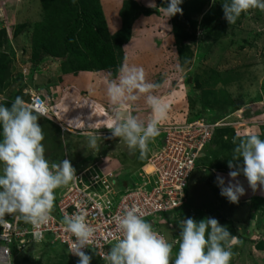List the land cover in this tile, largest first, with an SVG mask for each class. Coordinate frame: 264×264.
Returning a JSON list of instances; mask_svg holds the SVG:
<instances>
[{
    "label": "rangeland",
    "instance_id": "1",
    "mask_svg": "<svg viewBox=\"0 0 264 264\" xmlns=\"http://www.w3.org/2000/svg\"><path fill=\"white\" fill-rule=\"evenodd\" d=\"M124 1L76 0L73 4L71 0H0V96L6 98L9 107L16 96L26 104L37 94L49 100L54 119L40 117L38 121L49 164L66 158L75 172L89 175L102 167L117 173L118 179L135 173L132 178L143 184V168L162 134L150 140L141 155L139 150L129 149L123 139L111 136L110 115L114 110L123 115L131 113L146 123L151 109L143 97L115 109L106 95L109 74L95 69L84 50H73L81 45L76 34L85 27V21L92 20V14L96 17L91 22L98 32L107 30L116 35L122 27ZM135 1L150 9L151 15L136 19L134 33L123 53L118 52V59L120 67H142L146 81L160 85L153 94L168 106V113L158 127L184 123L203 112L207 120L229 123L221 128L222 134L213 136L204 152L206 162H199L193 172L185 205L166 217L169 225L158 228L171 241L179 237L183 219L199 222L215 218L235 237L229 245L230 264H264V189L258 185L253 192L242 174L236 181L228 176L236 140L230 129L248 136L260 134L264 126V12L251 9L229 25L223 17V0H183L182 15L169 19L162 9L168 0ZM151 3L154 8L148 6ZM128 7L126 19L135 12L134 6ZM101 9L105 18L99 15ZM178 66L182 70L178 71ZM212 93L219 102L213 101ZM229 95L235 104L231 109ZM85 132L100 135L95 149L88 146ZM236 163L243 167L242 160L233 161L231 170ZM218 176L225 187L237 181L244 187L245 195L238 203L220 195ZM66 187L55 191L53 208L59 201L58 191ZM178 247L173 248L170 260ZM65 250L51 243L31 244L13 257V264H78ZM89 256L90 264H103Z\"/></svg>",
    "mask_w": 264,
    "mask_h": 264
},
{
    "label": "clouds",
    "instance_id": "2",
    "mask_svg": "<svg viewBox=\"0 0 264 264\" xmlns=\"http://www.w3.org/2000/svg\"><path fill=\"white\" fill-rule=\"evenodd\" d=\"M71 2L75 4L76 0ZM182 2L168 0V6L162 8L164 15L168 19L177 14L182 15ZM148 6L154 8L155 4ZM221 6L223 17L229 25L235 24L242 14L251 9L264 12V0H223ZM159 86L146 81L142 67L128 65H122L116 78L107 85L106 95L115 109L130 106L141 97L151 109V116L146 123L131 113L123 115L114 110L110 115L111 136L123 139L129 149L139 150L141 155L147 151L149 141L160 134L158 124L166 119L168 113V106L153 94ZM5 100V97L0 96V224L6 222L5 216H11L39 228L51 219L55 191L76 179V173L79 172H75L69 159L52 164L46 160L42 143L44 134L38 123L40 117L45 115L43 101L38 100L34 107L30 103L26 104L21 96H16L9 107ZM53 116L51 110V118H41L53 120ZM227 125L229 123L222 122L217 128ZM236 134L244 136L238 132ZM84 135L88 146L95 149L99 134L85 132ZM233 144V155L228 163L230 180L236 181L242 174L253 192L258 185L264 189V139L251 133L238 143L233 139ZM203 156L204 151L200 158ZM240 160L243 161V167L236 163L235 170H231L234 168L233 161ZM217 183L220 195L232 204L238 203L245 195V189L238 181L229 182L225 187V181L218 176ZM187 195L188 187L185 203ZM178 210L180 208L167 217ZM86 216L87 212L81 208L63 218L66 232L74 237L70 253L78 257V264H90L91 261L83 249L92 242L95 229L89 225ZM113 220L121 236L107 252L104 258L106 264H230L232 252L229 245L235 242V237L227 226L220 225L215 218L206 217L199 222L192 218L183 219L179 237L175 236L171 241L159 235L135 206L115 215ZM176 238L179 240L176 241ZM176 244L179 247L175 258L170 260Z\"/></svg>",
    "mask_w": 264,
    "mask_h": 264
},
{
    "label": "built area",
    "instance_id": "3",
    "mask_svg": "<svg viewBox=\"0 0 264 264\" xmlns=\"http://www.w3.org/2000/svg\"><path fill=\"white\" fill-rule=\"evenodd\" d=\"M38 100L45 105V115L41 117L51 118L50 102L41 95H34L29 105L37 106ZM221 125V121L211 122L200 117L159 127L162 138L143 168L146 180L143 184L132 178L135 173L128 174V179H118L114 171L99 167L89 175L76 173L77 178L66 185L62 194L59 192V201L47 224L36 228L15 217H5L6 222L0 224V264H13V247L21 253L31 244L65 247L71 258L78 259L70 253L74 237L66 232L63 218L81 208L87 212L86 220L95 229L92 242L83 251L103 264H106L107 252L121 236L113 220L115 215L135 206L146 221L169 225L166 217L184 205L186 188L197 161L215 129ZM153 229L168 240L158 227Z\"/></svg>",
    "mask_w": 264,
    "mask_h": 264
},
{
    "label": "trees",
    "instance_id": "4",
    "mask_svg": "<svg viewBox=\"0 0 264 264\" xmlns=\"http://www.w3.org/2000/svg\"><path fill=\"white\" fill-rule=\"evenodd\" d=\"M129 5L134 6L135 12L133 10L132 17L130 19H126V16H125V14L127 12L126 9ZM128 9H129V7H128ZM142 9H143V11H145V10L146 11L144 13H141ZM148 10L144 7H140L138 2L135 0L124 1L123 6L121 8V12H120L121 13L120 16L122 17V27H121V30H119L116 35L109 33V31H107V30L104 33L98 32V30L95 29L93 23L91 22L92 20L94 22L95 17H96L95 15L92 14L91 15L92 20L91 21H85V27L82 30H80L78 34H76L79 38L81 45L76 47V48L74 47L73 50L80 49V48L82 50H84L83 52L86 53V56H88L90 58L92 65L95 69L108 73L109 78L111 80L115 79L116 76L118 75V70L120 69L118 52L123 53L124 45L127 42H129L131 36L133 35V33H134L133 28H134V23H135L136 19L137 18L139 19V17L142 16L143 14L147 15V16L151 15V10L150 9H148ZM101 11H102V9H101ZM99 15L102 16L103 18H105L103 11ZM105 29H107L106 26H105ZM132 30H133V32H132ZM80 60H78V61H80ZM212 94H214V93H212ZM230 100L231 99H230V95H229V97L227 99V102L229 103V105H228L229 109H231L233 107L232 105H235L234 103H231ZM213 101H215V103L219 102V99L217 98V96H215V94H214ZM212 104H213V102H212ZM195 114H193V117H192L194 119L200 118L203 115L207 116L204 112H203V114H198V115H195ZM221 128H224V127L217 128L214 131L213 136L218 135V134H222L223 129H221ZM230 130H231L232 134L236 135L237 143L239 142L240 139L246 137V136H238L233 128H231ZM260 132L261 133L258 135L260 136L261 139H264V126L261 127ZM220 136L222 138V135H220ZM208 145L206 146V148L208 147ZM222 145H223V143H222ZM226 145H231V143H226ZM206 148L204 149V152H205ZM201 161H202V165L206 162L204 160V156L197 161V168L199 167V162H201ZM147 222H149L151 224L152 228H156L159 226L157 223H154V222L151 223L149 220H147ZM57 249H61V247H58ZM13 251H14V256L21 254V253H19V251L17 250L16 247H13ZM65 254L69 257V259L71 261H74V259L71 258L70 255L68 254L67 250H65Z\"/></svg>",
    "mask_w": 264,
    "mask_h": 264
},
{
    "label": "crops",
    "instance_id": "5",
    "mask_svg": "<svg viewBox=\"0 0 264 264\" xmlns=\"http://www.w3.org/2000/svg\"><path fill=\"white\" fill-rule=\"evenodd\" d=\"M105 13V12H104ZM104 15H106V14H104ZM107 20V19H106Z\"/></svg>",
    "mask_w": 264,
    "mask_h": 264
}]
</instances>
